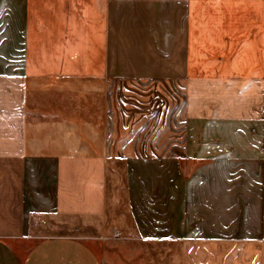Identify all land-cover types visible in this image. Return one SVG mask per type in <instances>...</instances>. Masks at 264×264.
I'll use <instances>...</instances> for the list:
<instances>
[{
	"label": "crops",
	"instance_id": "obj_1",
	"mask_svg": "<svg viewBox=\"0 0 264 264\" xmlns=\"http://www.w3.org/2000/svg\"><path fill=\"white\" fill-rule=\"evenodd\" d=\"M118 84L173 90L195 164L134 239L264 264V0H0V264H102Z\"/></svg>",
	"mask_w": 264,
	"mask_h": 264
},
{
	"label": "rangeland",
	"instance_id": "obj_2",
	"mask_svg": "<svg viewBox=\"0 0 264 264\" xmlns=\"http://www.w3.org/2000/svg\"><path fill=\"white\" fill-rule=\"evenodd\" d=\"M116 92L115 138H111L115 151L107 164L105 230L95 251L102 264H179L178 249L139 244L128 230L161 222L170 227L173 215L181 216L183 186L195 164L174 157L172 144L177 137L172 133L180 124L173 123L176 96L168 87L126 90L118 84ZM140 131L143 137H131ZM162 132L164 138H158ZM131 155L146 161L132 168Z\"/></svg>",
	"mask_w": 264,
	"mask_h": 264
}]
</instances>
